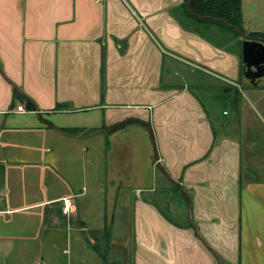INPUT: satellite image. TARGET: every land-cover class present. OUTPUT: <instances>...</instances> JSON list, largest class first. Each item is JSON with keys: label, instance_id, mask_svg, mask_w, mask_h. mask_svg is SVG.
<instances>
[{"label": "crops", "instance_id": "obj_1", "mask_svg": "<svg viewBox=\"0 0 264 264\" xmlns=\"http://www.w3.org/2000/svg\"><path fill=\"white\" fill-rule=\"evenodd\" d=\"M183 2L0 0V156L9 151L11 157L15 145L28 154L57 149L54 156L74 146L91 153L76 138L78 144L61 139L63 127L81 133L104 126L96 133L106 137L104 174L93 191L103 196L96 214L92 194L48 186L51 194L21 203L23 194L6 198L0 188L6 201L0 264H88L96 252L78 234L69 236V226L76 233L87 226L100 230L106 220L113 226L119 195L123 264H264V83L245 85L236 49L185 29L174 12ZM13 85L36 103L41 117L14 100ZM209 86L224 90L223 101L237 108L235 118H224L226 109L221 117L196 93ZM238 87L252 88H246L252 110L241 100L236 105ZM136 121L153 129L156 164L148 131ZM40 160L21 158L25 165L18 166L9 159L4 182L17 170L20 181L30 178L29 170L42 185L40 172L48 165ZM168 178L191 198L190 218L200 237L193 227L168 221L152 201ZM111 232L109 256L121 246Z\"/></svg>", "mask_w": 264, "mask_h": 264}, {"label": "rangeland", "instance_id": "obj_2", "mask_svg": "<svg viewBox=\"0 0 264 264\" xmlns=\"http://www.w3.org/2000/svg\"><path fill=\"white\" fill-rule=\"evenodd\" d=\"M241 12H242V28L245 33V34H241L240 32L241 36H247L249 32H253V31L264 32V0H241ZM212 30L213 31H210L208 33L212 34L211 35L212 37H215V35L217 34V32L215 31H217V29L215 30V28L213 27ZM231 34H232L231 31H227L225 33V35H231ZM238 39L240 38L237 37V40ZM239 79L245 85L248 83V80L243 78L242 76H240ZM260 82L264 83V79ZM205 86H208V85L205 84ZM246 88L242 89L241 87H238L237 90L235 91L236 102H237L236 105H239L238 103L241 100L243 101L242 103H244L245 106L248 105L249 108L251 109L253 107L249 105V101H248L249 98L251 99V96L247 97V90H252V88H247V90ZM195 90H196V93H198L200 97H202L203 99H206L207 102L210 103V106L213 105V107L215 108L217 107L218 109H220L219 112H220L221 117L223 116L221 114V110L223 109H226L229 111L228 115L223 116L224 118L231 120L232 118H235V116L237 115L236 113L237 108L235 109L234 105L230 106L229 105L230 101L228 100L223 101L224 100L223 95L225 93L224 90L219 91L218 88L216 87L213 88V86H209L207 91H203L200 87L196 88ZM215 91L218 92V94L216 93V95H214ZM206 94L214 95V97L212 95L211 96L215 99L212 100V97L211 99H207ZM66 128H68L66 132H63L61 130H59V132L58 130H55V131L59 133L58 135L61 137V139H64L66 141L65 137H67L68 138L67 141L71 140L70 142H72V144H78L73 141L74 140L73 138H76V140L82 141V144H85L84 146L82 145L83 149H85L86 146H88V150L91 153L89 154L85 152L84 150H81L80 148L74 146V147L62 148V152L58 154H54V156H53V153H55L57 149L52 150L51 151L52 154H49V155H46L43 152L41 153V149L37 151L33 150L32 153L28 154V152H26L24 149L21 148L24 145H21V146L15 145V147L13 146L11 150L12 152L11 157L9 155L10 154L9 151L7 153H4V156H0V166H3V174L0 171V188L3 189L2 191H5V194L10 195V197H6V198H14L15 195L23 194L24 197L22 198L24 199L19 198V201L21 203L33 202V201H36L38 198H42L41 196L44 194H51L52 192L49 190L48 186H53L56 191H68L70 189L69 191H73L74 193L83 192L84 195L85 193L92 194L89 197L90 198L89 205L91 206V209H94V210H91L93 213L95 214L98 213V205L100 206V204H102L103 196L101 195L100 192H97L94 194L93 191H94V188L96 187L95 185L97 184V182L101 181L102 175L104 174L106 137H97L99 134L97 135V133L93 132L92 128L82 130L81 133H78L76 131L73 132L71 128H74V127H66ZM87 131H90V133ZM58 135H54L55 143H60ZM90 138H93L92 141L86 142V140ZM40 140L41 139L38 138L37 142H39ZM14 141H19V143H21V141H24V139H17ZM50 157L51 158L54 157V159L50 161L49 160ZM21 158L24 159L25 161L27 160L29 162H37V164L41 162L40 158L42 159V162H47L46 165L48 166L46 170H42L40 172L41 176L43 177L42 185L40 182L39 183L35 182L36 179H34V177H37L35 171L31 172L29 170L27 172L25 171V173L26 174L30 173L32 176L30 178L26 177L20 181L19 175L22 172L17 170L15 171L16 174L10 172V174L12 175V178L7 175V179L4 182V168L8 166L9 164H11L8 162V160L11 159L13 165H18V166H21L22 164L25 165V163H22L19 161ZM87 162H89V166H90V168H88L87 170L88 172L85 170V167H84V164ZM33 173H35V176L33 175ZM91 175H93L94 178L97 176H101V178H99V180L97 181V180H94L93 177H90ZM122 175L124 174L122 173ZM124 180H126V178ZM6 182L9 183V186L10 184H12L13 187H6ZM4 183H5V187H4ZM170 186H171L170 182L166 183L165 188H162V186L158 185L159 188L157 189V192L155 193V195L153 194L154 197L152 196V199L155 198L156 201L159 203V205H161V207L165 208L167 206L168 211H170V214L173 216V218L178 220V222L183 223L184 218L180 217V214L185 213L186 207H184V204L182 203L181 200L180 201L177 199L176 200L174 199L173 201L167 200V199H170L171 197L172 190L170 189ZM103 188L104 186L102 187V189ZM122 189L128 192L131 191V188H129L128 190L126 188H122ZM55 190H54V193L56 192ZM161 194L164 196V198H167V199H164L163 197H161L160 196ZM117 198H119V200H118L116 210L114 213L113 226L109 225L110 228H108V231L112 229L111 238L113 237V240L120 243L121 246L113 247L114 250L112 249L113 250L112 254L110 256L108 254V260L111 262V264H123V262H121V259L125 253V248L127 249L126 247L127 245L126 244L123 245L124 238L121 232V223H122V220L125 218V214H124V210L122 211L123 207L119 206V204L121 203L120 199H122L123 197L119 195ZM8 201L9 200L7 199V202ZM17 201L12 200V202H17ZM176 201H179V202L176 203ZM4 203L6 204V201L4 200V198H0V207H5ZM8 207H10L9 202H8ZM176 209H179V210L176 211ZM7 217H8L7 215H2L3 219ZM110 222L111 221H109V224ZM73 227L74 225L69 226L70 228L68 230L69 236H72L71 233H73L74 235L78 234L79 236H81V238H83L84 241H87L89 245H90L89 240H92L93 242H95L96 240V243L101 244L100 241L95 239L96 237H98L99 239L100 236H98L97 234L92 235L91 227L87 226L86 230H79V231L77 230V233L75 232V229H73ZM101 238L99 240H101ZM110 247H111V242H110ZM97 255L98 254L96 253L95 257H93L94 258L93 261L89 260L88 264H97L96 263ZM117 259H119L120 261H115ZM101 262L103 264L102 260Z\"/></svg>", "mask_w": 264, "mask_h": 264}, {"label": "trees", "instance_id": "obj_3", "mask_svg": "<svg viewBox=\"0 0 264 264\" xmlns=\"http://www.w3.org/2000/svg\"><path fill=\"white\" fill-rule=\"evenodd\" d=\"M176 18L180 22V24L187 30L193 31L197 33L200 36H203L204 38L212 41L213 43L225 47L228 51H234V49L237 52V55L240 60V76L245 78L243 76V65L241 62V42L243 39H253V40H263L264 41V32L259 31H253L249 32L247 36H241V34H245L242 28V12H241V0H184L182 5L176 9ZM213 27L215 30L217 29V34L215 37H212L210 31H213ZM210 29V30H209ZM227 31H231V35H225ZM237 37L240 39L237 40ZM104 72V51L102 50V63H101V74L103 75ZM13 98L14 100L23 101L25 104V107L27 110H33L38 113V115L41 117V113L39 111V108L37 107L36 103L27 95H25L23 92H20L18 88L13 85ZM58 107V105L56 106ZM57 109V108H56ZM128 121L118 123L112 127L105 128L107 131H112L114 129H117L121 126H124L125 123ZM138 123H141L146 130L148 131L150 141L153 146V160L156 163L157 160V147H156V141L153 129L148 122H140L136 121ZM48 126L53 125L51 123H48ZM104 127V126H103ZM101 127L98 128H92L93 132L100 131ZM61 131L66 132L68 128H59ZM73 132H79V128H71ZM90 133V131H87ZM0 171L3 174V166H0ZM169 182L171 183L170 189L171 191V197L170 199L173 201L181 200L184 204L185 213H181L180 217L184 218V222L186 226L193 227L195 230V233L197 236L200 237V234L197 230V227L192 222L190 218V209H191V198L188 196L187 192L184 190V188L175 181H172L168 178ZM154 203L157 205L159 211L161 214L170 222H173L175 224H181L182 222H178V220L174 219L173 216L170 214V211H168L167 206L161 207L159 203L154 198ZM179 201H176L178 203ZM179 209H176V211ZM111 221V220H110ZM109 225L107 224V220L105 221L104 227L100 230H92L93 235L97 234L98 241L101 242V244L93 242L90 244L91 248L98 254L100 259L103 261V264H111V262L108 260V254L110 250V231H108ZM97 241V242H98Z\"/></svg>", "mask_w": 264, "mask_h": 264}, {"label": "water", "instance_id": "obj_4", "mask_svg": "<svg viewBox=\"0 0 264 264\" xmlns=\"http://www.w3.org/2000/svg\"><path fill=\"white\" fill-rule=\"evenodd\" d=\"M241 62L243 75L256 86L264 77V41L243 39L241 42Z\"/></svg>", "mask_w": 264, "mask_h": 264}, {"label": "built area", "instance_id": "obj_5", "mask_svg": "<svg viewBox=\"0 0 264 264\" xmlns=\"http://www.w3.org/2000/svg\"><path fill=\"white\" fill-rule=\"evenodd\" d=\"M18 109H22V108L18 107ZM69 208H70V203L68 202V200L64 199L63 211L66 212L69 210Z\"/></svg>", "mask_w": 264, "mask_h": 264}, {"label": "flooded vegetation", "instance_id": "obj_6", "mask_svg": "<svg viewBox=\"0 0 264 264\" xmlns=\"http://www.w3.org/2000/svg\"><path fill=\"white\" fill-rule=\"evenodd\" d=\"M243 76H244V75H243ZM263 79H264V77H262V78L260 79V81H262ZM247 80H248V79H247ZM260 81H259V82H260ZM248 82H249V81H248Z\"/></svg>", "mask_w": 264, "mask_h": 264}]
</instances>
